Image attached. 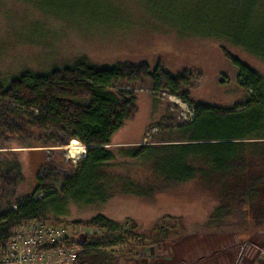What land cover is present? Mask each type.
<instances>
[{
	"label": "rangeland",
	"instance_id": "374dc122",
	"mask_svg": "<svg viewBox=\"0 0 264 264\" xmlns=\"http://www.w3.org/2000/svg\"><path fill=\"white\" fill-rule=\"evenodd\" d=\"M229 2L0 0V73L10 76L28 68L47 71L81 56L99 65L132 63L137 78L122 79L109 88L130 91L136 99L135 112L115 132L112 146L135 147L158 140H177L181 136L178 129L191 120L199 102L232 108L254 97L252 91L240 86L237 70L226 53L256 69L264 78L263 59L223 39L199 35L205 23L229 11ZM155 69L162 75L165 71L185 74L189 84L176 95L164 87L156 90L150 76ZM77 96L89 98V93L78 90ZM14 109V102L0 99V211L15 208L16 199L31 193L42 162L45 165L40 173L53 167L59 179L72 178L84 157L80 154L85 155L86 151L61 126L30 123L36 109L28 108L30 115H17L12 112ZM30 141L51 142L55 146L26 147ZM74 142L78 143L75 149L71 146ZM116 161L117 166L110 169L112 174L143 185L151 182L154 193L148 197L116 194L100 206L71 205L63 218L66 222L53 225L65 227L67 235L82 238L85 234L99 235L103 230L71 222L85 221L98 212L117 220L132 217L138 224L137 231L145 237L144 245L132 248L125 264H190L185 263L190 254L196 256L199 250L205 253L206 241L222 237L231 245L235 241L234 255L255 256L258 261L252 264H264V229L251 224L246 214L251 209L239 198L243 191L255 189L254 182L264 181V165L222 178L215 175L207 180L202 176L173 183L152 175L149 166L141 162ZM12 163H18L21 170L18 182L14 180ZM223 185L230 193V201L223 200L230 212L218 228L207 227L209 215L224 198ZM42 195L40 192L37 197ZM166 215L180 216L182 221L177 224ZM161 226L167 229V238L161 236ZM209 244L212 249L217 246ZM7 256L0 253V264H5L3 258ZM53 259L46 256L45 261Z\"/></svg>",
	"mask_w": 264,
	"mask_h": 264
},
{
	"label": "trees",
	"instance_id": "16d2710c",
	"mask_svg": "<svg viewBox=\"0 0 264 264\" xmlns=\"http://www.w3.org/2000/svg\"><path fill=\"white\" fill-rule=\"evenodd\" d=\"M228 8L225 14L205 23L199 35L223 39L264 60V0H230ZM226 56L237 70L240 86L252 91L254 97L232 108L199 102L191 120L178 129L180 139L158 140L135 147L112 146L115 132L135 112V96L130 91L109 89L122 79L137 78L132 63L99 65L81 56L47 71L28 68L10 76L0 73V99L16 104L12 112L30 115L28 108L36 109L38 112L32 115L30 123L61 126L86 150L72 178L59 179L53 167L40 173L45 165L41 163L31 193L16 199L15 208L0 211V250L6 248L13 231L25 223L66 222L63 218L67 217L71 205L100 206L116 194L152 195L153 183L143 185L110 172L119 159L124 163L133 160L146 164L152 175L173 183L202 176L207 180L215 175L222 178L264 165V78L239 58L228 53ZM150 76L156 90L164 87L172 95L189 84L185 74L165 71L162 75L155 69ZM78 90H86L89 98L77 96ZM25 144L29 148L55 146L51 142ZM11 165L14 180L18 182L19 164ZM252 185L255 189L243 191L239 198L251 209L246 213L251 224L264 229V188L259 189L264 187V181L260 179ZM223 187L224 198L209 215L207 227L218 228L230 212L223 202L230 201V193L226 185ZM40 192L43 195L37 197ZM166 217L177 224L182 221L180 216ZM71 223L103 230L99 235L85 234L82 238L74 235L60 244L44 247H79L76 264H122V261L125 264L131 258L132 248L144 245L145 237L137 231L138 224L132 217L117 220L98 212L85 221ZM167 233L161 226V236L167 238Z\"/></svg>",
	"mask_w": 264,
	"mask_h": 264
},
{
	"label": "built area",
	"instance_id": "2783aa9c",
	"mask_svg": "<svg viewBox=\"0 0 264 264\" xmlns=\"http://www.w3.org/2000/svg\"><path fill=\"white\" fill-rule=\"evenodd\" d=\"M85 148V147H84ZM84 156V152L80 154ZM61 226V225H60ZM44 222L32 221L15 229L8 244L0 253L5 256V264H76L79 247L65 246L58 249H44L46 246L60 244L74 235H67L65 227ZM16 231H19L16 235ZM46 256H53L52 261H45Z\"/></svg>",
	"mask_w": 264,
	"mask_h": 264
},
{
	"label": "crops",
	"instance_id": "0c3cea01",
	"mask_svg": "<svg viewBox=\"0 0 264 264\" xmlns=\"http://www.w3.org/2000/svg\"><path fill=\"white\" fill-rule=\"evenodd\" d=\"M220 239L216 241H206L205 253L201 254L199 250L196 252V256L190 254V256H188V261L185 260V263L189 262L190 264H252L254 261L257 260L258 257L255 256L243 255L242 257H239V255H234L233 252L236 253V251L234 250L235 241L231 245L230 243H228L230 241L225 240L224 237ZM197 242L195 243L197 244ZM209 243L216 244L217 246H219V248L216 249L217 246H214L215 248L212 249L213 246H211V244Z\"/></svg>",
	"mask_w": 264,
	"mask_h": 264
},
{
	"label": "bare ground",
	"instance_id": "6f19581e",
	"mask_svg": "<svg viewBox=\"0 0 264 264\" xmlns=\"http://www.w3.org/2000/svg\"><path fill=\"white\" fill-rule=\"evenodd\" d=\"M77 144H78L77 142L72 143V145H71V146H73L72 148L75 149V147L77 146ZM81 147H82V146H80V147H78V148H81ZM80 151H82V149H80ZM80 151H79V152H80Z\"/></svg>",
	"mask_w": 264,
	"mask_h": 264
}]
</instances>
